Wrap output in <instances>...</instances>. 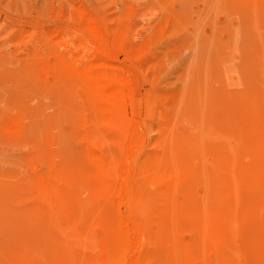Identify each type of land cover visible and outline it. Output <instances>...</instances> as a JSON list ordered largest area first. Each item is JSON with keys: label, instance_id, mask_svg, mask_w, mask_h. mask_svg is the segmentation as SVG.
I'll return each mask as SVG.
<instances>
[{"label": "rangeland", "instance_id": "1", "mask_svg": "<svg viewBox=\"0 0 264 264\" xmlns=\"http://www.w3.org/2000/svg\"><path fill=\"white\" fill-rule=\"evenodd\" d=\"M0 264H264V0H0Z\"/></svg>", "mask_w": 264, "mask_h": 264}, {"label": "bare ground", "instance_id": "2", "mask_svg": "<svg viewBox=\"0 0 264 264\" xmlns=\"http://www.w3.org/2000/svg\"><path fill=\"white\" fill-rule=\"evenodd\" d=\"M120 218H121V217H120ZM124 227H125V226H124ZM124 227H123V228H124Z\"/></svg>", "mask_w": 264, "mask_h": 264}]
</instances>
